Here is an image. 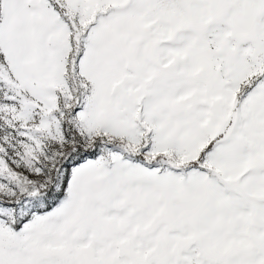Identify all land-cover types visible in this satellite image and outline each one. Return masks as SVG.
Here are the masks:
<instances>
[{
	"label": "snow or ice",
	"instance_id": "snow-or-ice-1",
	"mask_svg": "<svg viewBox=\"0 0 264 264\" xmlns=\"http://www.w3.org/2000/svg\"><path fill=\"white\" fill-rule=\"evenodd\" d=\"M0 264H264V0H0Z\"/></svg>",
	"mask_w": 264,
	"mask_h": 264
}]
</instances>
